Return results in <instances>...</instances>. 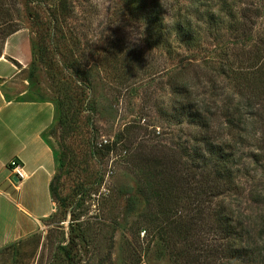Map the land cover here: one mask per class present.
Wrapping results in <instances>:
<instances>
[{"label":"rangeland","instance_id":"obj_1","mask_svg":"<svg viewBox=\"0 0 264 264\" xmlns=\"http://www.w3.org/2000/svg\"><path fill=\"white\" fill-rule=\"evenodd\" d=\"M67 1L70 17L56 27L57 0H0V22H15L0 28V52L5 32L17 27L28 29L32 45L41 42L10 91L17 97L25 88L24 97L36 98L28 84L33 55L40 95L54 106L45 139L62 161L55 160L58 199L49 217L43 218L51 208L46 188L33 195L21 184L1 196L0 264H183L176 256L182 245L173 244L169 231L181 220L176 211L143 222L146 205L139 192L146 184L137 162L159 151L169 159L180 157L179 147L194 128L165 113L181 96L216 113L210 134L232 155L234 173L231 188L218 201L241 234L236 246L248 251L231 259L228 240L206 232L209 248H193L187 264H264V108L256 106L262 97L239 95L252 94L250 87L264 93V66L251 74L246 61L252 57L258 65L264 56V0H227L232 17L226 12L223 24L209 32L200 22L197 41L188 46L173 41L169 51L147 42L144 0ZM159 1L168 26L194 5L203 12L223 0ZM255 7L260 15L243 35L241 8ZM184 79L187 88L175 96L171 83ZM130 197L133 207L127 204ZM19 230L29 233L13 239Z\"/></svg>","mask_w":264,"mask_h":264},{"label":"trees","instance_id":"obj_2","mask_svg":"<svg viewBox=\"0 0 264 264\" xmlns=\"http://www.w3.org/2000/svg\"><path fill=\"white\" fill-rule=\"evenodd\" d=\"M191 1L198 5L206 2V0ZM67 4V0H57L56 8L59 20H55L56 27H61L62 22L70 17ZM228 6L227 0H223L218 8L214 9L212 6H206L207 8L203 12H199V9L194 5L183 19L177 16L167 26L165 23L166 12L163 9L162 2L159 0H144L141 10L146 16L147 42L151 47L161 46L168 51L171 49L173 41H179L188 46L200 38L199 36L202 33L199 28L200 22L206 25V31L209 32L211 27L215 26V29H217L216 26L223 24L224 15L232 17ZM253 10L254 13L252 14ZM195 12L197 14H194ZM259 15V7H255L252 11L241 8L243 22L240 26L243 28V35L252 30V17ZM8 22L10 24L15 23L12 19L6 21L1 19L0 28ZM229 26L233 25L230 24ZM22 28L17 27L5 32L4 39ZM31 40L32 35L30 37V51H34V48L39 51L41 42L36 43L34 46ZM261 47L264 48V41L261 43ZM253 60L252 57L246 60L250 62V66L247 68L252 70L250 71L251 74L256 73L260 66H264V56L262 59L260 58L258 65L253 64ZM37 70V63L32 55L28 84L31 92L37 94L38 97L24 98L33 101H48L40 95L36 82ZM170 86L175 96H181L180 94L183 93L179 90L181 87L183 89L187 88L188 80L184 79L180 83H171ZM260 87L264 88V83ZM250 90L252 94L244 95L241 91L239 95L255 101L262 97L260 101L261 104H264V93L258 87H250ZM183 92L186 93L187 90ZM259 102L256 103L257 108H264V105L262 106ZM251 103L253 102L248 103V106ZM251 106H255V104L253 103ZM203 107L204 103H197L189 100L188 96H181L172 104L170 112L165 113L167 117L174 118L179 123L185 121L194 128L186 142L189 144L184 143L179 147V158L169 159L166 152L159 151L158 155H142V158H138L137 161L139 162L138 168L141 172V178L146 184V188L144 187L139 192L144 197L146 205L143 222L150 224L155 219L167 215L170 211H176L174 214L181 220H176L177 224L170 226L169 231L173 235L171 238L173 244L182 245L178 247L179 253L176 251V256L184 260L183 264L188 263L187 258L193 248L200 250V252L209 248V245L206 244L208 241L206 232L210 233L211 231L214 232L213 234L218 240H228L226 250L231 259L244 257L248 252L247 249H241L244 247L236 246V242H241V234L234 229L233 219L231 214L225 211L223 201H218V198L223 196L233 184L232 155L225 151L224 144L217 143L210 134L212 128L211 115L215 116L216 113H209V110L203 109ZM224 114L225 116L230 115V113ZM58 116L59 123H63V114L60 112ZM54 158L59 164L62 163L56 151H54ZM56 176V173H54L49 182V194L53 203L54 201L57 202L56 199H58L56 186L54 185ZM127 199V204L133 207L136 202L134 198ZM142 230L147 233L146 227H143ZM216 249L218 250V248ZM191 258L196 260L197 256ZM241 261L244 262V259Z\"/></svg>","mask_w":264,"mask_h":264},{"label":"crops","instance_id":"obj_3","mask_svg":"<svg viewBox=\"0 0 264 264\" xmlns=\"http://www.w3.org/2000/svg\"><path fill=\"white\" fill-rule=\"evenodd\" d=\"M29 58L28 29H19L5 38L0 52V229L1 196H5L11 187L18 189L21 184L28 185L33 195L43 188H46L49 194V182L54 173V151L44 137L45 131L54 121L53 104L50 101L25 99L27 91L25 88L17 97L10 91V86L18 82L17 75L27 67ZM23 83L26 85L27 81L23 80ZM12 160H16L22 166L26 175V178L21 183L16 182L15 186L13 185L15 175L10 166ZM18 205L27 213L24 207ZM53 210L51 200L48 215ZM28 233L19 230V234L13 235V239Z\"/></svg>","mask_w":264,"mask_h":264},{"label":"built area","instance_id":"obj_4","mask_svg":"<svg viewBox=\"0 0 264 264\" xmlns=\"http://www.w3.org/2000/svg\"><path fill=\"white\" fill-rule=\"evenodd\" d=\"M10 166L13 174L19 179L18 183H21L26 178L22 166L16 160H12Z\"/></svg>","mask_w":264,"mask_h":264},{"label":"water","instance_id":"obj_5","mask_svg":"<svg viewBox=\"0 0 264 264\" xmlns=\"http://www.w3.org/2000/svg\"><path fill=\"white\" fill-rule=\"evenodd\" d=\"M13 181H14V182H18L19 179H18L16 176H13Z\"/></svg>","mask_w":264,"mask_h":264}]
</instances>
